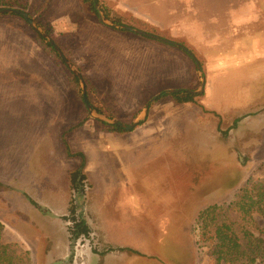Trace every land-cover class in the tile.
I'll return each mask as SVG.
<instances>
[{
  "label": "crops",
  "instance_id": "crops-1",
  "mask_svg": "<svg viewBox=\"0 0 264 264\" xmlns=\"http://www.w3.org/2000/svg\"><path fill=\"white\" fill-rule=\"evenodd\" d=\"M112 1L188 44L202 60L205 83L203 92L195 97L196 103L158 97L149 105L145 119L132 130L109 132L98 127L100 121L88 117L83 125L62 137L74 155H67L62 141L63 155L55 154L50 159L57 192L55 206L50 198L40 204L32 198L28 200L36 207L42 205L40 208L48 212L47 219L52 223L50 232L35 233L37 244L40 247L48 243L45 252H59L57 259L63 261L74 252L64 221L69 208L70 173L82 162L77 153L84 157L82 172L88 190L83 215L90 234L101 235L105 242L128 246L138 253L141 250L122 244L107 232L110 224L117 226V216L110 215L112 208L117 212V188L122 191L121 200L129 198L137 209L152 200V190L161 184L162 178L152 173L154 158L165 157L164 167L169 172L180 166L185 172L187 155L179 142L185 139L186 132L195 129L203 111L199 104L215 113L219 108L233 113L251 107L260 111L264 107L260 99V87H264V0ZM42 18L56 35L58 45L66 49L76 66H85L89 81L99 93L106 94L116 112H137L159 92L197 90L200 86L191 58L179 48L105 26L82 0H50ZM26 57L28 62L38 60L52 67L33 41ZM57 81L54 91L58 100L51 107L58 109L59 122L68 126L81 116L82 108L61 76ZM95 97L92 102L99 105L103 99ZM172 142L178 144L173 147ZM0 222L14 227L4 218ZM34 251L39 252L40 248Z\"/></svg>",
  "mask_w": 264,
  "mask_h": 264
},
{
  "label": "rangeland",
  "instance_id": "rangeland-1",
  "mask_svg": "<svg viewBox=\"0 0 264 264\" xmlns=\"http://www.w3.org/2000/svg\"><path fill=\"white\" fill-rule=\"evenodd\" d=\"M10 1L14 2L13 6L0 2V8L10 7L26 12L57 43L56 35L42 18L45 8L42 12L38 10L43 0ZM117 4L112 0L97 3L102 15L113 24H118L113 21L118 18L123 22L118 25L132 27L129 19H133V24L137 26L132 27L134 29L147 32V28H155ZM22 5L26 6V10ZM103 6L107 8L109 17L105 16ZM96 19L99 21L98 17ZM117 30L126 31L121 28ZM36 33L17 14L0 15V220L4 218L14 225L12 228L2 227L0 240L16 241L28 248L31 264H63V259H57L59 252H45L48 243L40 247L37 244L35 233L43 230L50 232L52 223L47 219L48 212L41 209L42 205H39L41 208L36 207L28 198L38 204L50 198L54 206L57 199L52 182L55 176L51 169L54 168L50 159L55 154L63 155L62 137L65 138L67 132L64 131L70 126L60 123L58 109L51 107L58 100L54 91L59 83L58 76L66 82L75 100L80 103L81 116H85L86 108L80 100V84L76 89L69 86L67 76L71 77L72 73L68 69L71 74L65 71L46 54L35 40ZM30 41L36 43L42 54L49 58L52 67L48 68L38 60H26ZM61 50L69 55L66 49ZM69 60L77 69L80 67L71 58ZM81 68L84 70L85 66ZM260 99L264 103V87H260ZM113 111L120 118L117 120L128 124L141 108L134 117L132 113ZM195 126L179 142V147L186 150L185 172L182 166H176L178 169L169 172L164 167L165 157L154 158L152 173L162 181L152 190V200L146 206L136 209L129 198L122 201V191L117 188V212L112 208L110 213L112 217L117 216V226L110 224L107 232L110 231L109 235L122 244L132 245L141 251L137 253L128 246L105 242L101 235L90 234L89 239L81 237L76 242H70L74 252L66 257L65 264H216L209 254V246L200 240L196 217L207 205L229 203L241 188H254L264 181V107L260 111L251 107L233 113L226 108H219L215 114L202 111ZM98 127L104 126L98 124ZM172 144L175 147L178 143ZM62 190L64 192L63 187ZM87 190L85 183V194ZM190 193L194 195L193 198ZM67 194L69 208L64 221L66 226L71 222L70 208L76 205V199L77 216L84 213L86 200L85 194L74 193L71 182ZM250 215L252 226L249 220L248 223L244 220V225L255 235L264 238V211L253 210ZM227 217L237 224L242 223L237 210L229 208ZM29 222L32 225H28ZM39 248V252L34 251Z\"/></svg>",
  "mask_w": 264,
  "mask_h": 264
},
{
  "label": "trees",
  "instance_id": "trees-1",
  "mask_svg": "<svg viewBox=\"0 0 264 264\" xmlns=\"http://www.w3.org/2000/svg\"><path fill=\"white\" fill-rule=\"evenodd\" d=\"M49 1L50 0H43L38 10L42 12L46 5L49 3ZM82 1L88 4L90 11L97 17L98 10H96V8L94 7V2L91 0ZM99 1L100 0H96L95 3H98ZM0 2L6 6H13L12 3H14L10 0H7L5 2L2 0ZM22 6L23 10H26V6ZM103 9L105 12V16L109 17L107 8L104 7ZM18 16L24 19L22 16ZM113 21L118 24H123L121 19L118 18L113 19ZM129 21H131L129 25H131L132 27H137L133 24V19H129ZM142 29H144V27ZM146 31L159 35L171 41L178 42L184 47H186L195 56V58L199 62L200 70L203 71L201 58L184 41L174 39L168 34L163 33L155 28H147ZM35 40L37 44H39V46H41V48L46 52V54L56 61L57 65L63 67V69L68 72L65 65L60 61L54 48L42 36L36 33ZM62 49L65 51L64 48ZM67 56L70 59L69 55ZM190 61L193 64V70L196 71L197 68L195 66L194 61L191 59ZM78 69L80 70L84 78L85 86L87 88V97L92 107L99 113H103L111 118L120 120V118L117 117V115L114 113L113 109L109 105L110 100L107 98L106 94L104 92L99 93L95 86L92 85V83L89 81L88 77L85 74V71L81 67H78ZM67 82L69 83V86L72 89H76V87L79 85L78 79L72 74L71 77L67 76ZM93 95L102 97L103 101L101 100V102H99V105H96L94 102H92ZM165 96H171L178 103H196L195 97H197L198 95H194L189 92L180 90L179 92L173 93L162 92L160 97ZM80 100L82 101L81 97ZM199 106L202 108L203 112L215 114L214 111H208L200 104ZM139 110L140 108L137 111ZM135 114L136 112L132 113L131 116L134 117ZM84 115L85 116L79 117V119L75 123L68 126V128H66L64 132H70L79 128L88 118L86 110ZM98 124L104 126L103 129L109 132H124V130L117 125H107L105 123L100 122H98ZM62 141L65 144L67 155L73 156L74 153H71L69 151V148L64 138H62ZM76 155L82 158V162L79 168L70 173V181L72 185L75 184L76 180L79 181L81 179H85V175L82 172V168L84 165V157L81 153H77ZM31 203L35 204L33 201H31ZM229 208H232L233 210H237L239 212V215L242 219V223L237 224L227 217V211ZM253 210L259 212L264 211V181L259 183L258 186L254 188L250 186H245L241 188L240 192H238L229 203H225L223 205L212 203L199 211L196 217V222L197 227L199 229L200 240L202 243L204 242L207 246H209V254L213 257L216 264H255L257 262L264 264V238H262L260 235H255L250 230V228H246V226L244 225V220H246L247 223L250 221V225L252 226L253 222L250 213ZM80 220L82 221H80L78 225L79 231L82 232V234H85L88 229L85 225L84 219ZM2 227L3 224L0 222V230L2 229ZM122 249L124 248H119V250ZM0 264H31V253L28 249L24 248L16 241L0 240Z\"/></svg>",
  "mask_w": 264,
  "mask_h": 264
},
{
  "label": "water",
  "instance_id": "water-1",
  "mask_svg": "<svg viewBox=\"0 0 264 264\" xmlns=\"http://www.w3.org/2000/svg\"><path fill=\"white\" fill-rule=\"evenodd\" d=\"M94 2V7L96 8V10H98L97 13V17L99 19V21L104 24V25H108L110 27L113 28H121L124 29L126 31H130L133 32L135 34L141 35L143 37L155 40V41H159L165 44H169L172 46H175L177 48H179L181 51H183L187 56H189L195 63V66L197 67V71L198 74L200 76V86L197 90H189V89H183L182 91H186L189 92L191 94H201L203 92V87H204V77L202 76V72L199 68V62L197 61V59L195 58V56L183 45H181L178 42L175 41H171L169 39L163 38L161 36L158 35H154L151 33H147L145 31L139 30V29H134L130 26H126V25H118V24H113L111 22H109L101 13V11L98 8V5L96 2V0H91ZM5 13H13V14H17L22 16L26 23L32 28L34 29L38 34H40L43 38L46 39V41L54 48V50L56 51V53L58 54L60 60L62 61V63L66 66V68L73 74V76H75L78 81L79 84L81 86V96H82V101L84 103V106L88 112V116L92 119H95L97 121H100L102 123H105L107 125H117L120 128L129 131L132 130L137 124H139L141 121H143L146 117L147 114V110L149 108V105L152 104L153 102H155L157 100L158 97L161 96L162 92H159L157 94H155L154 96H152L142 107L141 111L137 114V116L133 119V121L131 123H123L117 119L111 118L103 113H99L97 112L90 104L89 99L87 97V90L85 87V82H84V78L81 74V72L72 64V62L69 60V58L67 57V55L61 50V48L59 47V45L54 41V39L47 33L45 32L41 27H38L36 25V23L28 16V14L22 10L19 9H15V8H10V7H5V8H0V15L1 14H5ZM180 90H167L165 91L166 93H173V92H179ZM79 195L83 196V193H80ZM76 205L78 206V198L76 199ZM78 217L80 219H84V215L82 213H80V215H78ZM65 262H63V264H65L67 262V258L64 260Z\"/></svg>",
  "mask_w": 264,
  "mask_h": 264
},
{
  "label": "flooded vegetation",
  "instance_id": "flooded-vegetation-1",
  "mask_svg": "<svg viewBox=\"0 0 264 264\" xmlns=\"http://www.w3.org/2000/svg\"><path fill=\"white\" fill-rule=\"evenodd\" d=\"M194 95H199V94H194ZM71 186H72L74 193L76 195H78L80 193L85 194V179L84 180L81 179L79 181L76 180L75 184L74 185L71 184ZM70 212L71 213H70L69 219L71 220V222L67 226V229H68V232L70 233L71 243L76 242L81 237H85V238L89 239L90 229H89L85 220H84V222H85V225H86L88 231L85 234H82V232L79 231L78 225H79L80 221H82V220L77 218L78 216L76 215V205L71 206Z\"/></svg>",
  "mask_w": 264,
  "mask_h": 264
}]
</instances>
